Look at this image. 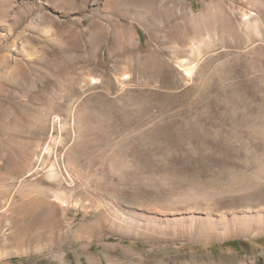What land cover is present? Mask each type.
<instances>
[{"label":"rangeland","instance_id":"obj_1","mask_svg":"<svg viewBox=\"0 0 264 264\" xmlns=\"http://www.w3.org/2000/svg\"><path fill=\"white\" fill-rule=\"evenodd\" d=\"M111 1L0 0V264H264V235L146 241L109 218L264 173V0Z\"/></svg>","mask_w":264,"mask_h":264},{"label":"bare ground","instance_id":"obj_2","mask_svg":"<svg viewBox=\"0 0 264 264\" xmlns=\"http://www.w3.org/2000/svg\"><path fill=\"white\" fill-rule=\"evenodd\" d=\"M114 2L116 3L117 1ZM126 6L127 5L124 4V7ZM64 169L65 171L63 170V172H66L70 177L69 185L74 187L76 184L74 185V178L68 170L69 167L67 169L65 166ZM62 174L64 176V173ZM95 177L96 174L89 173L87 179L91 181V179L93 180ZM250 181H252V184L248 185L249 187L237 192L234 196H230L229 199H225L227 196L223 198L224 196L221 197V195V198L218 197L219 199H215L212 195L209 196L192 188L189 190L187 189L188 191L184 192L182 195L194 202L193 207H190L191 209L186 212H181L178 215L175 214L171 217L163 215V217L150 216L149 218H144V216L139 213L131 212V214L129 211L120 209L119 207H113L115 210L109 217L111 222V234L122 238H141L146 241L153 240V238H157L158 240L159 237L162 239L163 237L171 236L172 238L180 237L205 242L212 240H226L238 236L256 237L264 235L263 171L252 173V175H250ZM237 200H239L240 204L232 208L221 209L219 204L223 202L236 203ZM161 239L159 238V240ZM164 239L165 238H163V240Z\"/></svg>","mask_w":264,"mask_h":264},{"label":"trees","instance_id":"obj_3","mask_svg":"<svg viewBox=\"0 0 264 264\" xmlns=\"http://www.w3.org/2000/svg\"><path fill=\"white\" fill-rule=\"evenodd\" d=\"M235 241L229 242V244H233Z\"/></svg>","mask_w":264,"mask_h":264}]
</instances>
